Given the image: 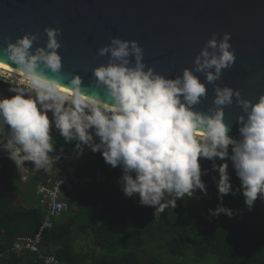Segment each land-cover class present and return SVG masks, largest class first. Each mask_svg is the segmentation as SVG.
<instances>
[{
	"label": "clouds",
	"instance_id": "obj_1",
	"mask_svg": "<svg viewBox=\"0 0 264 264\" xmlns=\"http://www.w3.org/2000/svg\"><path fill=\"white\" fill-rule=\"evenodd\" d=\"M44 33L46 46L33 48L40 36L29 32L15 42L6 37L2 49L26 85L11 87L10 97L0 95V136L6 137L0 149L17 169L26 161L38 172L53 167L64 151L61 146L56 154L55 132L73 146V158L79 159L87 148L100 153L111 168L119 167L117 183L124 196L138 195L141 206L154 208L155 218L185 196L192 198L197 192L207 196L202 177L210 173H215L211 179L218 200L214 209H208L210 218L238 214L223 203L229 194H240L247 211L258 199L264 201V94L253 102L241 91L217 83L236 61L230 33L222 37L213 33L196 55L194 67L175 78L146 65L137 41L113 37L98 50L108 61L92 69V83L99 91L90 94L79 74L63 83L61 29L45 27ZM196 73L213 87L207 112L195 110L207 98L206 83ZM234 102L242 112L235 121L238 138L229 135L231 126L225 122L224 108ZM204 160L211 162L210 169L202 168ZM230 165L239 180L236 187Z\"/></svg>",
	"mask_w": 264,
	"mask_h": 264
},
{
	"label": "trees",
	"instance_id": "obj_2",
	"mask_svg": "<svg viewBox=\"0 0 264 264\" xmlns=\"http://www.w3.org/2000/svg\"><path fill=\"white\" fill-rule=\"evenodd\" d=\"M0 95L10 97L1 86ZM53 136L57 149L73 148L57 133L53 132ZM4 166L7 176L0 180V264H45L37 252L11 251L18 236L34 235L44 222L46 207L42 195H34L41 171L28 179L29 186L25 188L20 168L8 160ZM118 170L119 167L113 169L105 164L100 153L86 148L76 175L91 177L99 171L109 175L117 174ZM212 175L202 177L210 194L209 199L203 196L204 206L185 196L177 200L182 208L169 204L156 218L153 207L139 204L138 195L125 197L121 187L113 192L106 182H97L92 188H86L87 185L75 194H64L70 208L44 232L42 251L55 255L63 264H264V224H261L264 201L258 199L254 208L247 211L240 194H229L223 203L238 214L232 218L223 214L210 218L208 209L218 204ZM232 184L238 186L239 180ZM6 192L22 194L26 204L34 203L15 205ZM258 206L262 207L261 212ZM65 217L67 221L63 222ZM79 237L91 239L85 252L77 249Z\"/></svg>",
	"mask_w": 264,
	"mask_h": 264
},
{
	"label": "water",
	"instance_id": "obj_3",
	"mask_svg": "<svg viewBox=\"0 0 264 264\" xmlns=\"http://www.w3.org/2000/svg\"><path fill=\"white\" fill-rule=\"evenodd\" d=\"M45 27L62 32L58 52L63 83L79 74L89 94L99 91L92 83V69L108 61L98 50L113 37L137 41L146 65L175 78L194 67L213 33L222 37L225 32L231 34L236 61L217 83L241 91L253 102L264 94V0H0V60L16 67L2 51L6 37L15 42L26 33H37L40 39L33 48L46 46ZM196 74L206 83L207 98L195 110L207 112L213 87L202 73ZM224 111L229 135L238 138L235 121L241 108L234 102Z\"/></svg>",
	"mask_w": 264,
	"mask_h": 264
},
{
	"label": "built area",
	"instance_id": "obj_4",
	"mask_svg": "<svg viewBox=\"0 0 264 264\" xmlns=\"http://www.w3.org/2000/svg\"><path fill=\"white\" fill-rule=\"evenodd\" d=\"M59 149H57L56 154H60ZM72 149L68 151L64 149L63 153L60 154L61 159L53 167L47 170L38 169L41 171L39 191L43 196L42 202L47 207L46 219L34 236L19 237L13 247L14 252L21 253L25 250L39 252V258L45 264H63L55 256L41 252L40 244L43 232L53 226L55 218L69 210L70 205L64 198V194H75L92 182L106 180L107 176L103 171H99L91 177L77 176L76 170L86 154V149L79 159L73 158Z\"/></svg>",
	"mask_w": 264,
	"mask_h": 264
},
{
	"label": "rangeland",
	"instance_id": "obj_5",
	"mask_svg": "<svg viewBox=\"0 0 264 264\" xmlns=\"http://www.w3.org/2000/svg\"><path fill=\"white\" fill-rule=\"evenodd\" d=\"M0 79H5L6 81H0V86L3 87V91L6 92L7 95L9 96H12L14 94L11 93V91H9V89L11 87L9 86H16V87H26L24 81H23V78L22 77H19L18 75H15L11 72H7L5 70H2L0 69ZM4 88H7V91L4 89ZM49 116H51V113H49ZM6 143V137H0V145H3ZM2 150L3 149H0V180H3L6 176H7V169L5 168L4 166V162L5 160H8L9 163L12 164V161L8 158V155L7 154H2ZM220 161H217V163H219ZM201 164H202V168H205V169H210L211 168V162L210 161H201ZM121 169L119 168L118 172H120ZM37 168H35L31 162H25V166L20 168V171L19 173L22 175L23 179H28L29 176L37 173ZM117 174L114 173L113 175L107 177L106 179V183L108 184V190H111L113 192H115L118 187L120 186L118 183H117V180L118 178L120 177L121 174ZM229 172L231 174V181H234V180H237L236 176H235V173H234V170L231 168V165L229 166ZM213 175H215V173H211ZM97 183V182H92L90 184H88V186L86 188H92L93 185ZM10 198L12 199V201L15 203V204H24L23 201L21 199H24L26 200L23 195H10ZM206 198H210V194L208 193L207 196H205ZM194 201H198L199 204L198 205H201V206H204L205 202H204V198H203V195H200L198 193H196L194 195V197H192ZM29 203V202H27ZM200 208V206H199ZM258 211L261 212L262 211V207L261 206H258ZM262 219V226L264 224V215H262L261 217ZM263 231H264V227H263ZM82 243V242H81ZM85 245H89L87 243V240L85 239ZM82 244V245H84ZM77 249L80 250V248L78 247L77 245ZM89 249V248H88ZM83 251H85V249H83Z\"/></svg>",
	"mask_w": 264,
	"mask_h": 264
},
{
	"label": "crops",
	"instance_id": "obj_6",
	"mask_svg": "<svg viewBox=\"0 0 264 264\" xmlns=\"http://www.w3.org/2000/svg\"><path fill=\"white\" fill-rule=\"evenodd\" d=\"M19 171H20V169H19ZM33 175H35V174H33ZM22 176V175H21ZM32 176V175H31ZM31 176H29V178L31 177ZM28 178V179H29ZM28 179H23V177H22V180H24L25 182H26V184H25V188L26 187H28L29 186V183L27 182L28 181ZM41 181V180H40ZM40 183V182H39ZM7 194H10V195H14L13 193H11V192H6ZM40 195V193H39V191L37 190L36 191V193L34 194V195ZM22 201H23V203L24 204H18V206H20V205H33V203L34 202H32V201H29V203H27L26 204V202L23 200V199H21ZM15 204V203H14ZM15 205H17V204H15ZM47 211V210H46ZM67 221V217H65L64 218V220H63V222H66ZM21 236H25V235H21ZM85 239L87 240V243L89 244V245H85L84 243H85ZM82 242V243H81ZM90 242H91V239L90 238H86V237H79L78 238V241H77V245H78V247L80 248V250L81 251H83V249H85V251H87L88 250V248L91 246L90 245ZM82 244H84V245H82ZM85 251H83V252H85Z\"/></svg>",
	"mask_w": 264,
	"mask_h": 264
},
{
	"label": "bare ground",
	"instance_id": "obj_7",
	"mask_svg": "<svg viewBox=\"0 0 264 264\" xmlns=\"http://www.w3.org/2000/svg\"><path fill=\"white\" fill-rule=\"evenodd\" d=\"M0 69L5 70V71H7V72H11V73L17 75V73H16V71H15V67L12 66V65H9V64H7V63H2V64H0Z\"/></svg>",
	"mask_w": 264,
	"mask_h": 264
},
{
	"label": "flooded vegetation",
	"instance_id": "obj_8",
	"mask_svg": "<svg viewBox=\"0 0 264 264\" xmlns=\"http://www.w3.org/2000/svg\"><path fill=\"white\" fill-rule=\"evenodd\" d=\"M6 81L5 79H0V81ZM111 175H113V174H109V176H111ZM108 177V175L106 176V178ZM105 181V180H104ZM104 181H101V182H104ZM97 182H99V181H97ZM120 187V186H119ZM179 201H176V207H178L179 209H180V207L182 208V205H181V203H178Z\"/></svg>",
	"mask_w": 264,
	"mask_h": 264
}]
</instances>
